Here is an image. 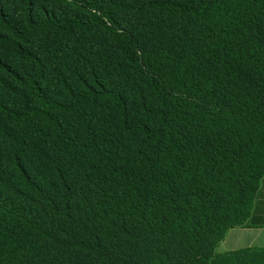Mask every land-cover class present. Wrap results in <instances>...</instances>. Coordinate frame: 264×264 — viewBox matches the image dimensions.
Instances as JSON below:
<instances>
[{
	"label": "trees",
	"instance_id": "trees-1",
	"mask_svg": "<svg viewBox=\"0 0 264 264\" xmlns=\"http://www.w3.org/2000/svg\"><path fill=\"white\" fill-rule=\"evenodd\" d=\"M263 178L264 0H0V264H264Z\"/></svg>",
	"mask_w": 264,
	"mask_h": 264
},
{
	"label": "crops",
	"instance_id": "crops-1",
	"mask_svg": "<svg viewBox=\"0 0 264 264\" xmlns=\"http://www.w3.org/2000/svg\"><path fill=\"white\" fill-rule=\"evenodd\" d=\"M245 247L264 248V178L248 225L230 228L218 243L216 251L221 253Z\"/></svg>",
	"mask_w": 264,
	"mask_h": 264
}]
</instances>
